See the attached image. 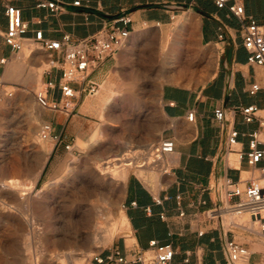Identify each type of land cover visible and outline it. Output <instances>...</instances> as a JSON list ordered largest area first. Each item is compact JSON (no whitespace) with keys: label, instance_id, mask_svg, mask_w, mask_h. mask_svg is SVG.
I'll list each match as a JSON object with an SVG mask.
<instances>
[{"label":"crops","instance_id":"1","mask_svg":"<svg viewBox=\"0 0 264 264\" xmlns=\"http://www.w3.org/2000/svg\"><path fill=\"white\" fill-rule=\"evenodd\" d=\"M41 1L0 0V93L6 97L16 94L17 101L36 99L40 80L34 75L38 76L41 69L43 85L58 83L60 74L50 64L57 54L33 43L36 30H43L51 40H61L65 35L82 39L113 19L130 16V38L91 75L89 82L100 90L118 66L128 67L135 55L143 53L146 69L163 78L159 105L164 126L158 143L169 139L175 144L174 153L165 159L169 174L156 172L146 184L134 173L126 182L134 250L147 251L155 241L173 246V264H229L225 245L229 239H236L251 251L248 264H264L263 234L229 229L209 221L205 214L220 203L225 178L249 186L264 167L261 163L254 169L240 156L250 149L249 138L243 134L260 128L258 121L246 122L240 109L264 108V65L250 64L244 46L248 20L242 22L227 8L219 9L216 0H81L83 7L71 6L60 15L37 8ZM235 2L264 28V0H231ZM9 4L20 8L29 23L21 52L13 51L5 41ZM23 55L27 59L19 65ZM255 86L259 90L252 94ZM84 97L86 100V93L79 95L77 105ZM48 99L60 100L59 89L49 90ZM218 108L226 114L222 123L215 117ZM190 113L195 115L193 121L188 119ZM39 114L50 125L52 135L62 139L70 116L44 110ZM233 129L241 136L235 151L229 152L228 136ZM155 197L163 199V204L156 205ZM121 249L132 251L125 241Z\"/></svg>","mask_w":264,"mask_h":264},{"label":"rangeland","instance_id":"2","mask_svg":"<svg viewBox=\"0 0 264 264\" xmlns=\"http://www.w3.org/2000/svg\"><path fill=\"white\" fill-rule=\"evenodd\" d=\"M39 72L36 76L40 80L38 91L44 89V69ZM162 84V77L152 75L151 69H146L143 53L135 55L128 67L118 66L115 69L96 95L80 101L66 123V134L59 141L41 138L44 122L39 113L43 110L36 99L25 97L17 101L16 94L6 97L0 93V264H15L26 256L30 257V264L61 263L56 259L60 251L56 252L49 245L27 249L24 237L15 232L18 222L23 221L22 214L27 213L37 224H42L51 214V206L55 202H62L60 214L73 215L83 204L77 199V189L95 183L90 172L95 166L92 158L120 153L134 155L136 152L138 164H141V156L158 143L162 134L164 125L159 105ZM49 143L52 151L47 156L44 146ZM17 168L23 171L20 177L23 187L18 191L26 194L25 199L19 196L18 191L10 192L1 186L9 179L16 178ZM139 169L136 166L129 168L128 178L134 173L144 175H138L143 180L146 176L149 180L156 175L150 173L151 170L145 173L140 169L137 172ZM56 183L59 186H52ZM123 185H114L112 191L118 204L117 211L127 216L126 183ZM45 186L49 187L40 196ZM4 204L6 210L3 209ZM106 225L109 228V224ZM257 230L260 231L258 226ZM131 232L132 229H119L114 240L105 247L94 248L92 256L78 251L73 258H61L64 260L61 264H96V257L115 249L122 251V241H125L128 250H134V242L130 243L133 239ZM49 255H52L53 261Z\"/></svg>","mask_w":264,"mask_h":264},{"label":"built area","instance_id":"3","mask_svg":"<svg viewBox=\"0 0 264 264\" xmlns=\"http://www.w3.org/2000/svg\"><path fill=\"white\" fill-rule=\"evenodd\" d=\"M219 9H228L230 13L240 21L248 20L244 26V46L249 53L250 64L264 65V28L256 20L247 17L245 7L240 3H231V0H216ZM81 8V0L68 3L65 0H44L37 8L47 9L57 15L63 14L69 7ZM8 28L5 34L6 44L15 52H21L24 48V37L29 32V23L23 18L20 8L15 5H7L5 11ZM131 18L124 15L105 24L97 33L82 39H75L71 35H65L61 40H51L45 37L43 30H36L33 43L45 51L55 52L56 58H51L50 64L59 72L58 83L49 81L44 84V89L36 93V102L44 111L63 112L70 116L77 108L76 100L80 94L94 96L99 91V86L89 82L91 75L99 69L103 63L114 57L130 38L128 26ZM59 89L61 99L50 101L49 90ZM259 90L255 86L251 93ZM246 122L258 121L260 128L243 136L249 138L250 149L247 153H240L246 158L248 164L259 169L264 163V108L250 106L240 109ZM194 113L188 116L189 121L194 120ZM216 120L222 123L226 114L223 109L215 110ZM40 136L43 140H61L53 136L51 127L44 123ZM241 134L233 129L228 136V151H235ZM69 148V147H67ZM175 151L172 140L160 141L141 156L134 153L129 161L132 166L144 169L151 165L155 173L169 174V168L165 163L168 155ZM222 198L220 203L206 211L209 221H217L229 229L240 228L246 231H256L264 235V167L254 175L249 186H242L241 182H235L225 178L222 184ZM168 199V198H167ZM181 197L178 196L177 200ZM156 205H162L163 199L154 198ZM205 204V203H204ZM136 206V203H134ZM150 212V209H148ZM184 212L180 213L183 217ZM165 219V215H161ZM257 226L259 230H257ZM200 234H203L201 232ZM229 264H248L251 251L236 239H229L225 245ZM176 251L172 245H161L157 242L150 243L147 251H135L130 253L115 249L110 253L95 258L96 264H173Z\"/></svg>","mask_w":264,"mask_h":264},{"label":"bare ground","instance_id":"4","mask_svg":"<svg viewBox=\"0 0 264 264\" xmlns=\"http://www.w3.org/2000/svg\"><path fill=\"white\" fill-rule=\"evenodd\" d=\"M27 53L28 52H26L25 54ZM25 58L27 59L26 55H23V58L20 59L19 61V65L25 63ZM12 67H13V63H12ZM34 76L36 77V75ZM128 150H130V147H128ZM51 151H52V145L50 146V143L49 145L46 144L44 146L45 154L48 156L51 153ZM132 152H135V150ZM131 155H133V153ZM131 155L130 153H125V154L120 153L111 156L107 155L108 157H103V158L102 157L92 158L95 161L94 162L95 166L92 169L93 172L92 170L90 172L92 173L91 175L95 183L85 184L77 189V192L75 194L77 196V199L80 201V203L83 204L79 205V207L75 210V213L73 215L65 216L62 215V213L60 214L62 202L61 203L55 202L51 206L50 208L51 214L44 220L42 224H37V222H35V219L30 218L26 212H25L26 214H22L23 221L18 222L17 230L15 232L24 237L23 241H25L24 245L27 247V249H30L32 247L37 248L38 245L43 247L45 245H49L56 252L57 250L60 251V252L58 251L59 254H57L56 259L60 260L62 263L64 262V260H61V258L64 257L66 258L68 257V259L73 258L78 251H84V253L87 252L89 253L90 256H92L93 253H95L94 248H98V246L105 247L106 245L110 244L114 240L119 229H125L127 231H130L131 226L127 216L117 211L116 205L118 204L114 198L112 187L114 185H123L126 183L128 179L129 168L132 167V164L129 161ZM231 164L232 163H230V165ZM152 170H155V168L151 165H148V167L142 169L141 172L147 173V171H150V173H155ZM137 172H140V169L137 170ZM15 174H16V178L14 180L9 179L6 183L1 184V186L5 190H9L10 192L18 191V189H21V187H23V183L20 181L21 180L20 177L21 175H23V171L17 168L15 170ZM139 176L141 177L144 175H139ZM146 177L145 178L143 177L145 181L142 178L141 180H143L147 184L148 179ZM157 180L158 179H156V182ZM58 184L59 183L52 184V186H56ZM154 185H156V183H154ZM48 187L49 186H45L39 195L43 196L44 192L47 191ZM23 191H26V189L22 190V192ZM19 194H20L19 196L22 199H25L24 196H26V194H23L21 192H19ZM6 208H7L6 204H4L3 209L6 210ZM106 223L109 224L108 226L109 228L105 227L107 226ZM133 242H135L134 239L130 240V243ZM50 253L51 252H49V254ZM52 255H49L51 257V260H52ZM30 260H31L30 257L26 256L22 261L15 264H30L31 262Z\"/></svg>","mask_w":264,"mask_h":264}]
</instances>
